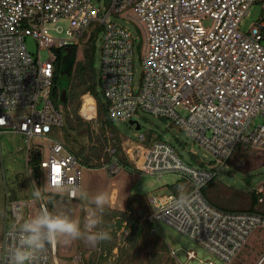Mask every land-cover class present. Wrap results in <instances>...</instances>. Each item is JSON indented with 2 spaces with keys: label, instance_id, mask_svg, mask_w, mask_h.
I'll return each mask as SVG.
<instances>
[{
  "label": "built area",
  "instance_id": "2783aa9c",
  "mask_svg": "<svg viewBox=\"0 0 264 264\" xmlns=\"http://www.w3.org/2000/svg\"><path fill=\"white\" fill-rule=\"evenodd\" d=\"M253 3L262 4L263 14L243 32L242 18ZM111 17L131 22L142 35V79L137 88L132 80L133 36ZM207 18L209 27L203 23ZM58 20L68 22L64 37L50 33L48 25ZM99 31L98 81L108 119L130 121L142 112L169 120L219 165L216 170L193 168L168 143L140 137L119 138L118 147L108 149L110 162L103 169L116 175L126 167L120 159L125 155L131 171L158 178L165 172L181 173L185 187L149 197V232L156 234L159 227L154 225L165 223L230 263L250 234L264 227V215L220 208L202 188L237 150L264 152V124L254 121L264 117V0H109L103 13L91 0H0V137L25 139L17 151L24 154L37 187L51 195L74 199L84 168L60 132L62 108L59 95H53L57 52L78 49L85 36L96 39ZM25 37L38 45L36 58L26 50ZM41 49L48 52L45 60ZM256 194L262 202L264 185ZM49 199L10 203L11 224L0 233V264H7L8 250L19 244V225L43 208L49 210ZM56 251L57 244L46 247L36 264H54ZM168 251L177 264H185L170 246ZM186 259H196V253L186 251Z\"/></svg>",
  "mask_w": 264,
  "mask_h": 264
},
{
  "label": "rangeland",
  "instance_id": "374dc122",
  "mask_svg": "<svg viewBox=\"0 0 264 264\" xmlns=\"http://www.w3.org/2000/svg\"><path fill=\"white\" fill-rule=\"evenodd\" d=\"M91 2L101 13L109 4V0ZM262 14L261 3L251 4L242 18L240 30L247 32ZM111 18L127 28L133 36L132 80L134 87L137 88L142 79L141 60L144 53L142 35L131 22ZM203 23L205 27H209L211 20L207 18ZM48 26L53 36L64 37L68 22L58 20ZM55 27H59L60 32L55 31L53 29ZM94 37L96 51L93 69L98 75L102 33L99 31ZM261 43L264 46V41ZM23 44L30 56L36 58L39 50L36 42L30 37H25ZM73 48L76 47L63 48L57 53L63 57ZM89 48L90 37L85 36L80 47L76 48V59L71 70L73 76L69 71L58 72L55 79L58 101L62 108L63 121L60 132L66 145L80 158L84 166L81 188L74 199L51 195L45 190L42 191V195L45 199L49 197L52 199L49 211L79 219L83 227L86 217L84 209L88 202L81 198L80 193L87 192L89 198L100 192L109 193L111 204L105 207L101 227L110 231L111 239L94 245L86 237L78 240L61 238L57 243L54 264H74L76 258L79 259L78 264H177L170 256L168 246L175 250L176 257L181 263L201 264L199 260H211L215 264H225L165 223L160 226L154 225L159 227L156 234L149 232L146 220L150 210L149 197L172 192L177 187H185L181 173L165 172L158 178L156 175L131 171L125 167L111 176L103 169V165L110 162L108 149L118 147L119 138L140 140V137L168 143L177 150L185 163L193 168L216 170L219 165L212 154L169 120L139 112L131 119L140 125L139 129L128 120H113L110 124L102 110L101 104L105 105V98L99 82L95 88L101 104L95 100V117L86 120L81 116L79 109L83 96L90 94L86 89L91 84L89 80L91 71L87 70L83 79L78 75L77 67L84 61V54ZM40 57L42 60L47 59L48 52L41 49ZM181 114L183 115V112ZM254 121L256 125L264 124V117L258 115ZM25 144V139L19 135L3 134L0 137V233L4 226L11 224L8 215L10 203L33 198V190L39 186L24 160V154L17 151V147ZM120 159L129 163L125 155H121ZM261 185H264V152L245 148L237 150L227 164L217 170L216 177L202 188V192L210 202L223 209L251 210L264 215V200L260 202L258 200L260 196L255 194ZM188 250L196 253V259H186ZM228 264H264V227L257 228L250 234L246 244Z\"/></svg>",
  "mask_w": 264,
  "mask_h": 264
},
{
  "label": "clouds",
  "instance_id": "9594fccd",
  "mask_svg": "<svg viewBox=\"0 0 264 264\" xmlns=\"http://www.w3.org/2000/svg\"><path fill=\"white\" fill-rule=\"evenodd\" d=\"M32 195L35 200L45 199L38 187L34 188ZM80 195L88 202L84 209L86 217L83 227L79 219L43 208L37 215L29 216L19 225V244L8 250L7 264H36L46 247L57 244L61 238L78 240L86 237L94 245L109 241L110 231L101 227L105 207L111 204L109 193L100 192L91 198L87 192H81ZM183 199L181 197V201Z\"/></svg>",
  "mask_w": 264,
  "mask_h": 264
},
{
  "label": "trees",
  "instance_id": "16d2710c",
  "mask_svg": "<svg viewBox=\"0 0 264 264\" xmlns=\"http://www.w3.org/2000/svg\"><path fill=\"white\" fill-rule=\"evenodd\" d=\"M95 42H96V39L95 38H92L90 37V48L89 50L87 51L86 54H84V61L79 63L78 64V75L81 76V78L84 79L83 75L86 73L87 70H90L91 73H90V81H91V84L89 85V87L86 89L87 92H89L91 94V96H93V98H95V100L97 101L98 104H101L100 103V99L98 97V93L96 92V84L99 82L98 81V75H96L95 71H94V54H95V51H96V45H95ZM60 61H61V55L58 53V63H57V67H58V71L57 73L59 72V67H60ZM56 73V75H57ZM72 76H73V71L71 72ZM55 79H56V76H55ZM55 79H54V88H53V95L54 96H57L58 94V91L56 90V87H55ZM102 106V110H103V113L106 117V120L112 124L111 120L108 119L107 115H106V112H105V105L104 104H101ZM81 107V106H80ZM80 110V109H79ZM126 168L131 170L130 167H129V164L128 163H124ZM33 172L34 174H36V170L33 169ZM256 194V193H255ZM208 199V198H207ZM212 203V202H211ZM49 207L51 206L52 204V199L50 198L49 199ZM213 204V203H212ZM215 205V204H214ZM221 208V207H220ZM251 211V210H250Z\"/></svg>",
  "mask_w": 264,
  "mask_h": 264
},
{
  "label": "bare ground",
  "instance_id": "6f19581e",
  "mask_svg": "<svg viewBox=\"0 0 264 264\" xmlns=\"http://www.w3.org/2000/svg\"><path fill=\"white\" fill-rule=\"evenodd\" d=\"M96 102L93 96L90 94H85L83 96V101L80 108V115L83 116L86 120H90L96 115ZM115 192L113 191V194Z\"/></svg>",
  "mask_w": 264,
  "mask_h": 264
},
{
  "label": "water",
  "instance_id": "95a60500",
  "mask_svg": "<svg viewBox=\"0 0 264 264\" xmlns=\"http://www.w3.org/2000/svg\"><path fill=\"white\" fill-rule=\"evenodd\" d=\"M75 59H76V48H73L66 55L61 57L59 72L64 73L66 71H69V73H71L72 67L75 63ZM65 93L66 92L64 91L63 94ZM129 123L135 124L136 129L140 128V125L137 124L135 121L130 120Z\"/></svg>",
  "mask_w": 264,
  "mask_h": 264
}]
</instances>
